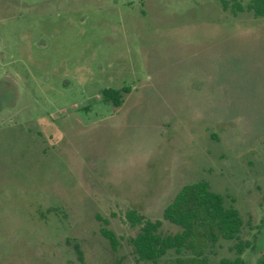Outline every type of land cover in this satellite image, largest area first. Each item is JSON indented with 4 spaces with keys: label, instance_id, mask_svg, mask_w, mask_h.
<instances>
[{
    "label": "rangeland",
    "instance_id": "1",
    "mask_svg": "<svg viewBox=\"0 0 264 264\" xmlns=\"http://www.w3.org/2000/svg\"><path fill=\"white\" fill-rule=\"evenodd\" d=\"M108 87L123 89L119 105ZM200 179L237 208L245 263L264 264V14L0 0V264H167L173 250L137 257L125 212L179 230L163 208Z\"/></svg>",
    "mask_w": 264,
    "mask_h": 264
},
{
    "label": "trees",
    "instance_id": "2",
    "mask_svg": "<svg viewBox=\"0 0 264 264\" xmlns=\"http://www.w3.org/2000/svg\"><path fill=\"white\" fill-rule=\"evenodd\" d=\"M220 1L224 8L230 7L234 12L247 9L255 15L264 14V0ZM121 90L105 88L104 100L119 105L123 95ZM125 215L131 224L139 225L131 239L139 259L156 262L173 250L177 255L167 264H246L242 253L250 246L251 240L239 236L243 220L235 206L226 204L224 194L213 190L204 179L183 184L163 208L162 217L179 225V230L162 233V219L148 218L134 208H128ZM100 231L115 248L117 238L114 231L105 226H101ZM220 238H236L234 255L213 260L209 251Z\"/></svg>",
    "mask_w": 264,
    "mask_h": 264
}]
</instances>
